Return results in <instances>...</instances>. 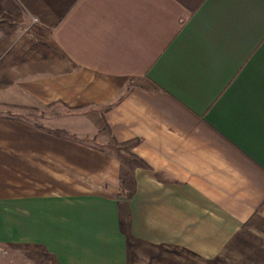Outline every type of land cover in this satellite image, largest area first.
Wrapping results in <instances>:
<instances>
[{
  "label": "crops",
  "instance_id": "obj_1",
  "mask_svg": "<svg viewBox=\"0 0 264 264\" xmlns=\"http://www.w3.org/2000/svg\"><path fill=\"white\" fill-rule=\"evenodd\" d=\"M0 108V264H264V0H0Z\"/></svg>",
  "mask_w": 264,
  "mask_h": 264
},
{
  "label": "rangeland",
  "instance_id": "obj_2",
  "mask_svg": "<svg viewBox=\"0 0 264 264\" xmlns=\"http://www.w3.org/2000/svg\"><path fill=\"white\" fill-rule=\"evenodd\" d=\"M3 109V108H0ZM63 107L58 106L55 108L54 105L47 106H31L29 108L17 109H6L8 112H17L19 116L30 121L34 125L41 127L42 125L48 124L49 121L54 117L55 111L62 110ZM63 134V133H62ZM85 145L98 146L96 142L90 141H79ZM111 150V148H110ZM117 155L119 153L117 152ZM122 198V197H120ZM128 243V261L127 264H263L260 260L262 259L261 249L262 246L254 245L251 247V252H223L216 258L204 259L196 254L188 252H172L167 249L164 245L154 246L145 242H135L132 238L127 239ZM29 255L33 256L34 261L37 264H46L51 258L44 251H36L32 248H28ZM28 250L20 254H14L17 256L14 258L21 261L22 254H26ZM22 253V254H21ZM41 253V254H40Z\"/></svg>",
  "mask_w": 264,
  "mask_h": 264
},
{
  "label": "trees",
  "instance_id": "obj_3",
  "mask_svg": "<svg viewBox=\"0 0 264 264\" xmlns=\"http://www.w3.org/2000/svg\"><path fill=\"white\" fill-rule=\"evenodd\" d=\"M135 143L136 141H133L131 145H134ZM128 155H129L130 160L134 161V158L131 156V154L129 153ZM133 192H134V188H133L132 179L127 177L126 174L120 177L117 196L123 197L125 199H130L133 195ZM119 221H120L121 230L124 233H127V228H128L127 218L126 217L121 218Z\"/></svg>",
  "mask_w": 264,
  "mask_h": 264
},
{
  "label": "built area",
  "instance_id": "obj_4",
  "mask_svg": "<svg viewBox=\"0 0 264 264\" xmlns=\"http://www.w3.org/2000/svg\"><path fill=\"white\" fill-rule=\"evenodd\" d=\"M33 21H35V19H33Z\"/></svg>",
  "mask_w": 264,
  "mask_h": 264
}]
</instances>
